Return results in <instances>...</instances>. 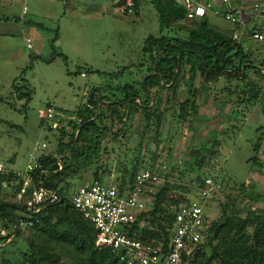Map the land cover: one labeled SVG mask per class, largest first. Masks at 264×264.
I'll return each mask as SVG.
<instances>
[{"label":"rangeland","instance_id":"1","mask_svg":"<svg viewBox=\"0 0 264 264\" xmlns=\"http://www.w3.org/2000/svg\"><path fill=\"white\" fill-rule=\"evenodd\" d=\"M113 1L21 0L12 8V14L22 20H0V31L11 34H0V164L24 172L33 157L60 155V143L66 145L72 137L65 128L52 129L45 123L48 106L73 115L86 110L92 96L105 97L101 108L106 112V105L126 99L121 92L126 86L141 95L139 102L145 99L142 85L150 66L144 50L146 40L171 36L175 31L161 29L157 9L147 0L142 1L135 15H124ZM24 6L28 8L26 15ZM250 7L251 0L246 4L248 10ZM4 15L7 13L0 12V16ZM209 20L226 33L234 29L222 16H209ZM259 27L264 30L263 24ZM247 47L256 71L264 73V43ZM183 71L188 80L189 67ZM247 77V85L253 83L255 96H245L238 88L242 77L229 82L222 76L206 82L203 88L198 74L194 82L188 80V87L179 84L176 92L162 89L155 97L160 106L158 115L148 126L138 108L129 114L132 104L121 103L117 110L127 125L111 113L106 114L107 120L100 122L101 127H106L101 133L102 153L75 167L68 179L71 195L96 178L119 185L137 162L140 169L160 168L161 184L171 172L168 180L173 192L186 195V190L194 189L196 196L190 193L194 200L200 198L194 179L207 177L216 181L220 188L208 202L211 220L221 216V202L235 203L231 214L252 220L263 216L264 75L253 71ZM190 84L197 88L195 102L180 118ZM202 145L210 151L205 152L198 174L194 169L196 155L191 153ZM79 146L87 148L85 143ZM3 200L19 202L12 189L5 190ZM2 231L0 225V236ZM27 248L24 237H16L9 246L0 248V262L30 264L26 256L18 260ZM58 264L72 263L65 257Z\"/></svg>","mask_w":264,"mask_h":264},{"label":"trees","instance_id":"2","mask_svg":"<svg viewBox=\"0 0 264 264\" xmlns=\"http://www.w3.org/2000/svg\"><path fill=\"white\" fill-rule=\"evenodd\" d=\"M142 1L144 0L139 1V5ZM149 2L157 9L161 29L175 32L171 36L149 37L146 40L144 50L150 62L146 74L157 75L146 79L145 85H142L145 99L142 102L133 101L129 114H134L138 108L144 115L146 125L151 124L152 119L158 115L160 107L155 103V97L160 90L165 89L164 85L173 82L175 75H177L176 80L169 89L171 91L176 92L179 84L188 87V80L194 82L198 74L202 77V87L206 88V81L211 83L223 74V78L229 82L235 78L238 80L239 77L244 78L243 82L239 80L241 83L238 88L245 92V96L248 94L255 96L252 93L253 83L247 85V73L253 71L261 75L264 73L256 71L248 44L245 46L232 40L234 29L224 32L225 30L210 23L209 16L200 20L187 19L186 9L181 0H150ZM254 44L258 43H250L249 46ZM145 65H147L146 60L142 66ZM185 67H189L188 80L183 71ZM246 86L250 89L247 90ZM126 88L124 87L123 90L125 91ZM230 89L225 88V91ZM150 90L155 93L153 106ZM196 91L197 88L193 86L191 88L190 84V89L186 90L187 99L181 104L180 118L185 117L184 113L186 114L189 105H194ZM103 100L105 97L92 96L86 110L73 114L81 122L77 126L75 124V127L69 131L72 140L66 145L63 141L60 143L59 156L50 153L38 158L42 164V171L36 170L31 173L32 185L57 191L64 200L62 203L48 205L38 213L36 218L39 222L32 227H20V213L24 210V204L3 200V194L5 190L12 189L13 196L17 197L23 179L14 175L0 178V225L3 231L9 232L7 237L0 236V245L9 242L10 237L14 236L15 239L22 235L28 248L22 255H18L20 262L26 256V261L30 264H58L65 257H68L72 264H122L110 249L96 246L97 230L93 223L85 220L74 208L71 185L68 182L69 177L75 173V167L99 157L102 153L101 133L106 131V127H101L100 122L107 120V113L118 117L120 123L127 125L117 110L121 103L106 105L107 110L103 112L101 108ZM62 130L66 134L65 130ZM80 143L87 144V148L79 146ZM71 149L70 155L65 157ZM208 150L207 146H203L191 153L196 155L195 172L200 173L199 169L204 165L205 152ZM61 157H64L63 166L59 162ZM138 165L139 163L135 162L133 169L126 171L128 174L119 183L121 190L133 183L140 169ZM158 169L157 172L161 170ZM45 173L48 174L44 175ZM170 175L171 172L160 185L151 207L141 212L137 220L130 227L128 226L131 238L161 246L165 250L176 226L175 215L178 207L182 203L194 200L190 193L196 196L194 189L186 190V193H189L186 195L175 194L174 187L168 180ZM96 177H98L97 173ZM206 178L197 177L193 183L202 187ZM100 180L102 179L96 178L94 182ZM208 202L204 208L206 228L203 238L200 242L189 246L188 252L184 255V264H264V214L256 220L243 218L230 213L234 202L232 204L221 202V216L211 220L208 216L211 205ZM25 229H28V236ZM57 251L59 254H56ZM0 264L17 263L5 260Z\"/></svg>","mask_w":264,"mask_h":264},{"label":"built area","instance_id":"3","mask_svg":"<svg viewBox=\"0 0 264 264\" xmlns=\"http://www.w3.org/2000/svg\"><path fill=\"white\" fill-rule=\"evenodd\" d=\"M139 1L121 0L120 11L124 15L139 13ZM150 1V0H149ZM186 9L187 19L200 20L205 16H222L234 26L232 40L240 44L264 43V30L247 29L244 25L246 4L249 0H181ZM251 11L255 18H264L262 0H251ZM28 8H24L27 13ZM252 15V14H251ZM84 76L85 74L82 73ZM45 123L50 128L60 129L70 122L80 124L74 115L64 114L55 107L46 109ZM41 170L42 164L33 157L24 172L13 171L0 164V178L11 175L23 179L17 200L24 202L19 225L32 227L39 222L36 215L48 205L59 203L62 199L57 191L32 185L31 173ZM161 185L160 173L152 168H141L133 183L124 190L104 180L81 185L72 196L74 208L83 218L94 224L97 230L96 246L108 248L122 264H184V255L190 245L202 240L205 222V205L220 185L212 178H206L199 187V199L182 203L175 215V229L168 248L147 244L129 236L130 227L138 215L151 207ZM16 228V226H15ZM7 237L6 231L1 232ZM10 237L9 240H13Z\"/></svg>","mask_w":264,"mask_h":264},{"label":"crops","instance_id":"4","mask_svg":"<svg viewBox=\"0 0 264 264\" xmlns=\"http://www.w3.org/2000/svg\"><path fill=\"white\" fill-rule=\"evenodd\" d=\"M2 2H0V12H6L7 13V15H4V16H0V20H2V21H5V20H7V21H9L10 19H18L17 21H19L20 19L22 20V17L21 16H13V14H12V8L13 7H15V6H17V3L19 2V1H21V0H1ZM22 1H25L26 2V0H22ZM65 1H68V0H65ZM114 2V5L116 6V7H119L120 8V2H121V0H114L113 1ZM262 3L264 4V0H262ZM15 5V6H14ZM26 6H24L23 7V14L24 15H26L27 13H28V11H27V13H24V8H25ZM140 8H141V4H140ZM140 8H139V11H140ZM252 14V15H251ZM263 24V26H264V18H255L254 16H253V12L251 11V10H248L247 8H246V11H245V20H244V25H245V27L247 28V29H261V27H259V25H262ZM261 30H263V29H261ZM0 34H2V35H4V36H6V35H11V34H9L8 32H3V31H0ZM143 64V63H142ZM141 64V65H142ZM141 67H143V66H141ZM144 68V67H143ZM83 73V72H82ZM81 73V74H82ZM150 75V74H149ZM148 76V75H147ZM49 107V106H48ZM71 115V114H70ZM75 118H77V116L75 115ZM78 119V118H77ZM79 120V122H81V120L80 119H78ZM73 126H74V123H72V122H70L69 124H68V126H66L65 127V129L67 130V131H71L72 130V128H73ZM61 129V128H60ZM43 147H45L46 148V145H43Z\"/></svg>","mask_w":264,"mask_h":264},{"label":"flooded vegetation","instance_id":"5","mask_svg":"<svg viewBox=\"0 0 264 264\" xmlns=\"http://www.w3.org/2000/svg\"><path fill=\"white\" fill-rule=\"evenodd\" d=\"M174 84V83H173ZM172 83L170 85H164L167 86L165 88H167V90L170 89V87L173 85ZM127 88L125 89V91L122 89V93L126 96V99L121 101L120 103H124V104H132L133 101L139 102V97L141 96L139 93H137V91H134V89H131L130 87L126 86ZM132 92V93H131ZM133 99V100H130ZM119 102V101H118Z\"/></svg>","mask_w":264,"mask_h":264},{"label":"water","instance_id":"6","mask_svg":"<svg viewBox=\"0 0 264 264\" xmlns=\"http://www.w3.org/2000/svg\"><path fill=\"white\" fill-rule=\"evenodd\" d=\"M154 75H157V74H150V75H148L145 79H144V85H145V81H146V79L148 78V77H150V76H154ZM223 75V74H222ZM222 75L220 76V77H222ZM160 76V75H159ZM176 76L177 75H175V77H174V80H173V82H172V84L175 82V80H176ZM161 77V76H160ZM219 77V78H220ZM218 78V79H219ZM217 79V80H218ZM207 82V81H206ZM215 83V82H214ZM165 87H167V86H165ZM150 92V94H151V96H152V99H153V104L152 105H154V94H153V91H149ZM102 98V97H101ZM59 162H60V164H61V166H63V158H61L60 160H59ZM48 173H45L44 175H47ZM64 200L63 199H61V203L63 202ZM11 242V240L9 241V242H7L6 244H3V245H0V248H3V247H6V246H8L9 245V243Z\"/></svg>","mask_w":264,"mask_h":264}]
</instances>
